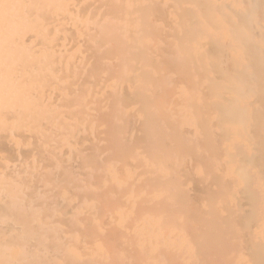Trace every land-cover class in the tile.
<instances>
[{"label":"bare ground","instance_id":"bare-ground-1","mask_svg":"<svg viewBox=\"0 0 264 264\" xmlns=\"http://www.w3.org/2000/svg\"><path fill=\"white\" fill-rule=\"evenodd\" d=\"M264 0H0V264H264Z\"/></svg>","mask_w":264,"mask_h":264},{"label":"rangeland","instance_id":"rangeland-1","mask_svg":"<svg viewBox=\"0 0 264 264\" xmlns=\"http://www.w3.org/2000/svg\"><path fill=\"white\" fill-rule=\"evenodd\" d=\"M264 2V1H263ZM258 14L262 15V18H264V5L261 7V9L258 11Z\"/></svg>","mask_w":264,"mask_h":264}]
</instances>
